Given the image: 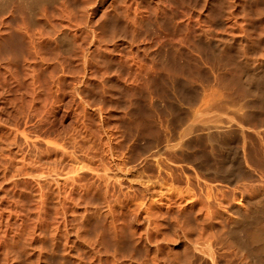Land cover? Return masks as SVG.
Returning <instances> with one entry per match:
<instances>
[{"label": "bare ground", "instance_id": "1", "mask_svg": "<svg viewBox=\"0 0 264 264\" xmlns=\"http://www.w3.org/2000/svg\"><path fill=\"white\" fill-rule=\"evenodd\" d=\"M176 1L0 0V264H264V58L175 98L189 39L247 33Z\"/></svg>", "mask_w": 264, "mask_h": 264}, {"label": "rangeland", "instance_id": "2", "mask_svg": "<svg viewBox=\"0 0 264 264\" xmlns=\"http://www.w3.org/2000/svg\"><path fill=\"white\" fill-rule=\"evenodd\" d=\"M109 1H110V0H109ZM111 1H112V0H111ZM116 1H117V0H115V2H116ZM119 1H120V0H119ZM173 1H176V0H173ZM186 1H187V2H186ZM188 1L190 2V5H191V6H192V4H193L195 7H196V6L199 7V6H198V5H199V0H198L197 3H196L197 0H194V1H193V0H182V2H180V1L177 2V1H176L178 4H177L176 2H174V6L176 5V7H175V10H174V13H173V15H174L173 17H175V16H177V17L181 16V14H180V13H181V10H182L183 8H184V9L189 8L190 5H188V4H189ZM219 1H220V0H219ZM219 1H218V2H219ZM240 1H241V2H239V3H241V4H239V6L242 5L243 7L240 6V7L238 8V10H237V8H236V12H237V11H240L239 13L237 12V14H238L239 16H236L237 14H236V12H235V14L233 15V17L235 16V19H234V20L237 19V20H236V23H237V24H238V23H242V24L244 25V27L247 26V27H246L247 29L244 28V30H245V29L247 30V31H246L247 33L245 34L244 32H242V33H244L246 36H245L244 34H241V35H240V32H241V31H239V29H238L239 32L236 31V27H235V26H232V27L235 28V29H233L232 27H231L230 29L225 28V30L228 29V30H227L228 32L226 31V32H227V35H226V36H227L228 38H227V37H226V38H227L228 40L230 39V41H227V39L224 37L226 32H225V30H224V28H223L224 32H223V30H222L221 33L223 32L224 35L222 34V36L224 37V40L226 39L225 41H227V44H226V42H224V41L222 40V42L224 43V46H223V43L221 42V43H222V46H223V47L220 48V49H221V53L214 52L213 50H212V54H211V53H208V52H210V50H209L210 48L206 51L207 47L204 45L205 48H206V49H204L205 52H206V54H205L206 56L203 57V55H204V54H203L204 52H202V51H204V50H202L203 48L201 49V52H202V53H200V51H199V52L196 51V48H197L196 46L193 47V48H195V50L192 48L193 51H191V48H190L189 50H190L191 53L188 52V46H189V47H192V45L194 44V42H193L192 40H193L194 38H193V39L191 38V40H190V39L188 40V43H186V46H187V47H186L185 44H184V45H180V48H178V47H179V46H178L179 44H177V42L174 41V43L176 42L175 46H177V47L174 46V48H176L175 50H177L178 52L181 51V50H183V48L185 49V47H186V49H187V50H185V51H187V52H185V51L182 52V51H181L183 54L180 53V52H179V53L177 52V53H178L177 55L180 54V55L178 56L177 59L175 58V57L177 56V55H176V51H175V54H173L174 59H176V60H173L175 64H173V61H172L173 70H174V72H175L174 75L177 74V73L180 74V76H181L180 78H182V80H183V81H182L180 78L177 79V78L179 77L178 74L175 76V77H177V78H176V79H177V80H176L177 82H175V85H174L175 88H176V87L178 86V84H179V86L177 87V89H175V92H174L175 95H174V93H173V95L175 96V98H177V96H179V97H180V96H183L188 90H194V91L197 90V92H196V91H195V92H196V94H197V93L199 94V93H201L202 90L204 89V88H203V89L201 88V86H203V85H204L203 87H205V89H207V90L210 88V86H212V85L214 86L216 81H214V82H213V81H210V80H212V74L210 73V72L212 71V73H213V72H217V74H216V73H213L214 76L217 75V78H216V79H217V82H216V84H218V79H219V83H220L219 85H215V86L217 87V88L214 87L215 90L212 89L213 86L211 87V89L213 90V93H214V92H215V93H216V92H217V93L219 92V93H218V96H217V99H218L219 97H222V96H221V95H223L222 92H224V94H225L224 97H226V96L229 95V99H231V98L233 97L234 93H235V90H234V88H233V85H234V87H235V84H234V83H235L234 80L236 79L235 76L237 75V76L239 77V74H240V75H241V74L243 75V73H245L244 75H247V74H248V75H249V74H253V71H251V70H249V69L251 68L250 66H251V64L253 63V61H254V64H253V65H255V59H254V58H256V57H258V58H264V41H263L264 36L261 37V40H260V35H259V37H258V35H255V33L257 32V30H258V31H262V29H263V26H262L263 24H261V23H264V22L262 21V19L264 20V16H263L264 14H263V15L261 14V15L259 16V12H260V10L263 9L264 7L261 8V7H258V6H263L262 4H264V3H263L264 0H240ZM258 1H259L260 3H259ZM261 1H262V2H261ZM179 2H180V3H179ZM184 2H185V3H184ZM191 2H192V3H191ZM193 2H194V3H193ZM214 2H215V3H214ZM214 2H213V3L216 4V1H215V0H214ZM218 2H217V4H216L217 6L215 5V7H216L217 9H216V8H213V6H214L213 3H212L213 6H210L211 8H210L209 5H208V9H207V10H211V11H208V12H210V13L212 12V15H215L216 13H218V12H216V11L219 10L218 7H219L220 9H221V8H222V9L225 8V7H224L225 5H224L223 2L220 1L219 3H222L223 5L221 4V5H219V6H218ZM117 3H119V2H117ZM181 3H183L185 6L183 7V6L181 5ZM186 3H188V4H187L188 6L186 5ZM242 3H243V4H242ZM179 4H180L181 6H180ZM197 4H198V5H197ZM191 6H190V8H194V6H193V7H191ZM221 6H223V7H221ZM237 7H238V6H237ZM246 7H247L248 9H247ZM249 7H250V8H249ZM256 7H257V8H256ZM176 8H178V9H176ZM253 8H254V9H253ZM258 8H260V10H259ZM196 9H197V8H196ZM212 9H213V11H212ZM214 9H215L216 11H215ZM222 9H221V10H222ZM239 9H241V10H239ZM242 9H243V10H242ZM250 9H252V10H250ZM244 10H246V11H244ZM253 10H254V11H253ZM263 10H264V9H263ZM263 10H262L260 13H262ZM219 11H220V10H219ZM222 11H223V10H222ZM257 11H258V13H257ZM99 12H100V11H99ZM99 12L97 13L98 16L101 14V13H99ZM220 12H221V11H220ZM241 12H243V13H241ZM253 12H255V13H253ZM247 13H248V14H247ZM176 14H178V15H176ZM218 14H219V13H218ZM97 15H96V17H98ZM256 15H257V16H256ZM215 16H216V17H219V18L222 17L221 14H220L221 17L218 16V15H215ZM240 16H241V17H240ZM255 16H256V17H255ZM177 17H175V18H177ZM258 17H260V18L262 17L261 20H260L261 22L258 20V19H259ZM175 18H174V19H175ZM179 18H180V17H179ZM179 18H178V19H179ZM243 18H244V19H243ZM251 18H252V20H251ZM254 18H255V19H254ZM256 18H257L258 21L256 20ZM222 19H223V17H222ZM248 19H249V20H248ZM251 22H252V23H251ZM258 22H259V25L262 26V28H260L261 26L257 25ZM250 23H251V24H250ZM248 24H249V25H248ZM253 24H254V25H253ZM255 24H256V25H255ZM250 25H251V26H250ZM163 26H164V25H162V28H165V26H164V27H163ZM248 26H249V27H248ZM258 26H259V27H258ZM253 27H254V29H253ZM249 28H250V29H249ZM166 29H167V28H166ZM166 29H165V30H166ZM255 29H256V30H255ZM162 30H163V29H162ZM230 30L232 31V33H233V31H234V33H236V34H234L236 37H235L233 34H231V36L233 35L232 37L229 36L230 33H231ZM250 30H251V31H250ZM252 30H254V31L252 32ZM219 31H220V30H219ZM255 31H256V32H255ZM163 32H164V31H163ZM166 32H167V30H166ZM258 33H259V32H258ZM261 33H262V32H261ZM248 34H250V35H248ZM256 34H257V33H256ZM242 35H244V36L242 37ZM262 35H263V34H262ZM223 37H222V39H223ZM244 37H245V38H244ZM248 37H249V38H248ZM256 37H257V38H256ZM231 38H232L233 41H231ZM237 38H238L239 40H237ZM250 38H251V39H250ZM235 40H237V41L235 42ZM241 40H245V41H241ZM259 40H260V41H259ZM194 41L196 42V40H194ZM238 41H241V43L238 42ZM250 41H251V43L254 42L255 44L253 43V46L251 45V46L249 47V45H250L251 43H248V42H250ZM228 42H229V44H228ZM242 42H245V43H243L244 46L242 45ZM246 42H247V44H246ZM257 42H258V43H257ZM190 43H193V44H190ZM196 43H199V44H200L201 41H200V42H196ZM196 43H195V44H196ZM231 43H232L233 45L236 43L235 45H237V46L239 45V46H238V47L235 46V45L233 46V45H231ZM239 43H240V44H239ZM187 44H188V45H187ZM199 44H198V45H199ZM218 44H219V43H218ZM225 44H226V46H225ZM256 44H257V45H256ZM190 45H191V46H190ZM219 45H220V44H219ZM227 45H228V47L230 46V49H229V48L226 49V48H227ZM202 46H203V45H202ZM220 46H221V45H220ZM181 47H182V49H181ZM224 47H225V48H224ZM255 47H256V49H255ZM218 48H219V46H218ZM223 48H224V50H223ZM243 48H244V49H243ZM249 48H250V49H249ZM178 49H179V50H178ZM180 49H181V50H180ZM211 49H212V48H211ZM220 49H218V50H220ZM225 49H226L227 51H226ZM233 49H235L236 51H234ZM254 49H255V50H254ZM229 50H230V53H229ZM195 51H196V52H195ZM222 51H223V54H224V53L227 54L226 52H228V54H230V55H228V54L225 55V54H224V55H221V56L218 55V57H217V54H222ZM225 51H226V52H225ZM197 52H198V53H197ZM184 53H185V55H184ZM186 53H189V56H186V55H188V54H186ZM194 53H196V54H203V55H201V57L198 58V57H196L197 55L194 54ZM236 53H237V54H236ZM239 53H240V54H239ZM181 54L184 55V56H182ZM209 54H211V55H209ZM231 54H232V55H231ZM261 54L263 55V57L261 56ZM208 55H209V57H207ZM212 55L214 56L213 58H212ZM235 55H236V56H235ZM193 56H195V57H193ZM198 56H200V55H198ZM225 56H227V57L229 56V57H228L229 60H230L229 63H228V62H225L226 60H228L227 57H225ZM180 57H183V58H180ZM202 57L205 58V59H202ZM220 57H222V58L224 57V59L226 58V60H225V61H224V60L221 61L222 59H221ZM194 58H195V59H194ZM214 58H216L217 63L214 62V60H215ZM218 58H219V60H220V59H221V60L219 61ZM230 58H231V59H230ZM235 58H236V60H235ZM258 58H256V60H257ZM190 59H191V60H190ZM188 60H189V61H188ZM195 60H196V61H195ZM211 60H212V62H211ZM216 60H215V61H216ZM250 60H252V61H251L252 63H250ZM199 61H200V62H199ZM207 61H208V62H207ZM209 61H210V63H209ZM218 61H219V62H218ZM234 61H235V62H234ZM246 61H248V62H246ZM198 62H199L200 64H199ZM203 62H204V63H203ZM223 62H224V63H223ZM231 62H232V64H231ZM202 63H203V64H202ZM206 63H207L208 65H206ZM225 63H226V64H225ZM242 63H243V65H242ZM194 64H196V65H194ZM213 64H214V65H213ZM223 64H225L224 67H222ZM248 64H249L250 66H249ZM175 65H176V66H175ZM178 65H179V66H178ZM190 65H191V66H190ZM200 65H201V66H200ZM202 65H204V66H202ZM212 65H213V66H212ZM220 65H221V66H220ZM247 65H248V67L246 68ZM253 65H252V69H253ZM193 66H194V67H193ZM211 66H212L214 69H213ZM242 66H243V67H242ZM192 67H193V68H192ZM195 67H197V68L195 69V74H196V75H197V72H198L197 69H199V73H201L200 71H202V72L204 73V75L207 73L206 76L208 77V79H207V77L205 78V76H201V78H202V79H206V80H205L206 83H207V81H208L209 84H206L205 81L202 82L201 79H199V78H197L198 81H197V80H196V82L193 81V80H195L196 77H197V76L193 73V72H194L193 70H194ZM199 67H201V68H199ZM175 68H176V69H175ZM185 68H187V69H185ZM191 68H192V69H191ZM209 68H210V71H209V73H208V69H209ZM211 68H212L213 70H212ZM217 68H218L219 71L217 70ZM245 68H246V69H245ZM188 69H189V70H188ZM200 69H201V70H200ZM222 69H223V70H222ZM244 69H245V70H244ZM175 70H177V71H175ZM206 70H207V71H206ZM224 70H225V71H224ZM231 70H232V71H231ZM241 70H242V71H241ZM248 70L251 71V72L249 73ZM192 71H193V72H192ZM196 71H197V72H196ZM247 71H248V73H247ZM205 72H206V73H205ZM234 72H237V74L234 73ZM239 72H240V73H239ZM191 73L193 74L194 77L191 76V75H189V74H191ZM199 73H198V74H199ZM203 73H202V74H199V75H203ZM222 73H223V74H222ZM225 73H226V74H225ZM246 73H247V74H246ZM209 74H210V75H209ZM187 75H188V76H187ZM222 75H223V76H222ZM218 76H219V77H218ZM220 76H222V77H220ZM184 77H185V81H184ZM187 77H188V79H191V78H192V80H191V81H193L192 84H191V81L187 79ZM198 77H200V76H198ZM203 77H204V78H203ZM246 77H248V76H246ZM194 78H195V79H194ZM227 78H229V80H228ZM230 78H231V79H230ZM233 78H234V79H233ZM216 79H215V80H216ZM179 80H181L182 82L180 81V83H179ZM186 80L189 81V87H192L191 89H190V88L188 89L187 87H185V86H188ZM223 80H224V82H222ZM231 80H233V82H232ZM225 81H226V84H225ZM185 82H186V83H185ZM194 82H195V83H194ZM200 82H201V83H200ZM211 82H212V84H210ZM228 82H229V83L231 82L230 85H229V86H231L230 88H229V86H228V84H229ZM177 83H178V84H177ZM197 83H198V84H197ZM199 83L201 84V86L199 85ZM184 84H185V86H184ZM232 84H233V85H232ZM176 85H177V86H176ZM180 85H181V88L183 87V88H182V91H184V92L186 91V92L183 93V94H182V92H181L182 95L180 94V91H181V90H180L181 88L179 89ZM192 85H193V86H192ZM197 85H199V87H198ZM205 85H206V86H205ZM207 85H209V87H208ZM221 85H222V86H221ZM223 85H224V86H223ZM226 86H227V87H226ZM197 87H198V88H197ZM184 88H186V89H188V90H183ZM193 88H196V89H193ZM200 88H201V89H200ZM219 88H220V90H219ZM226 88L229 89V90L227 91ZM178 89H179L180 91H179ZM205 89H204V90H205ZM176 90L179 91V92H176ZM207 90H205V91H207ZM221 90H223V91H221ZM225 90H226L227 92H226ZM230 90H231V91H230ZM233 90H234V92H233ZM198 91H199V92H198ZM200 91H201V92H200ZM205 91H204V92H205ZM188 92H189V91H188ZM204 92H203V93H204ZM207 92H208V91H207ZM225 92H226V93H225ZM228 92H229V93H228ZM178 93H179L180 95H179ZM189 93H190V92H189ZM209 93H210V94H209ZM211 93H212L211 90H209L208 93L205 92V93H204V94H206L205 97L208 98V96H210L209 98L215 99L217 94H215V93L213 94V93H212V95H211ZM220 93H222V94H220ZM186 94H188V93H186ZM208 94H209V95H208ZM219 94H220V95H219ZM226 94H227V95H226ZM213 95H214V96H213ZM169 96H170V95H169ZM171 97H172V96H171ZM213 97H214V98H213ZM226 98H227V97H226ZM221 99H223V98H221Z\"/></svg>", "mask_w": 264, "mask_h": 264}]
</instances>
